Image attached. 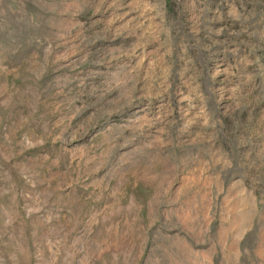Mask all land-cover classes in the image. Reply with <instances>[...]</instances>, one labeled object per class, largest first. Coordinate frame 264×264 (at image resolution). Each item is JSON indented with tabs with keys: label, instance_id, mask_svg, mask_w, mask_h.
<instances>
[{
	"label": "rangeland",
	"instance_id": "374dc122",
	"mask_svg": "<svg viewBox=\"0 0 264 264\" xmlns=\"http://www.w3.org/2000/svg\"><path fill=\"white\" fill-rule=\"evenodd\" d=\"M0 264H264V0H0Z\"/></svg>",
	"mask_w": 264,
	"mask_h": 264
}]
</instances>
